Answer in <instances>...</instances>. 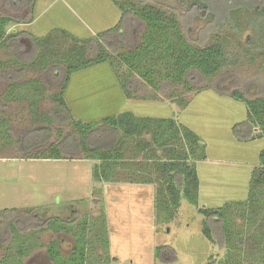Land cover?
<instances>
[{"label":"rangeland","instance_id":"rangeland-1","mask_svg":"<svg viewBox=\"0 0 264 264\" xmlns=\"http://www.w3.org/2000/svg\"><path fill=\"white\" fill-rule=\"evenodd\" d=\"M5 1L0 0V15L15 14L6 6ZM159 1L170 12L179 15L185 35L192 43L204 45L208 42L203 31L207 26L205 20H198L191 14L186 19L187 7L178 0ZM29 6L27 10L18 12V16L21 21H28L33 10L32 21L11 24L8 32L14 29L44 37L55 31L60 39L56 42L58 45L65 42L59 37V30L88 39L115 27L122 15L113 0H36L34 6ZM142 31V25L134 30L133 43L127 47L140 40ZM219 35V39L227 41L229 64L216 77L210 79V83L224 88L230 86L234 80L233 89L244 91L248 97L264 96V83H258L262 78L260 69L247 58L246 34L224 30ZM23 41L26 47L23 49V53L26 52L23 56H27L30 54L28 51L31 49V40L25 37ZM11 55H16L11 49H1L0 61L6 64ZM117 55L114 64L103 62L72 74L65 92V100L71 114L67 110L58 111L54 100V95L60 92L62 86L51 81L43 84L41 89L33 85V82L43 79L42 70L27 68L26 74L19 80L20 88L10 94V84L4 78L0 79V101L3 104V107H0V124L3 121L8 125L11 139L10 144L4 145L3 134L0 132V210L16 207L20 208L16 217H22L28 210H32L47 219L61 214L71 221L76 218L85 219L87 216L88 224H94L101 212L104 198L103 183L95 184L93 189L95 162L87 159L82 151L71 153L76 161L36 159L35 156L47 153L52 142L76 135L73 118L93 122L131 111L138 116L176 118L181 126L201 137L204 149L199 148L200 153L197 152L192 157L197 160L200 207L219 209L232 204L227 213L232 226L238 230L250 228L253 236L254 224L246 223L245 209L235 204L248 199L252 173L259 165L260 152L264 149L262 130L259 132L263 137L251 140H242L235 133V126L248 120L246 103L221 93L215 87L201 89L208 80H201V83L196 84L198 91L184 92L180 97L165 93H159L156 97L155 92L143 84L136 98H127L121 78L128 73V67L120 65ZM24 84L28 87L25 88ZM8 95L10 97H7ZM35 97H39L38 110L33 113L31 102ZM181 99L184 101H179ZM41 114L55 117V122L49 124L43 121ZM43 127L52 130V139L44 148L29 152L27 156L34 158H23L25 155L19 150V140L26 132ZM31 134L33 137L38 135L34 131ZM127 156H133L132 150H127ZM121 172L126 175L125 171ZM115 189L110 191L112 198L114 194H119V190ZM144 189L150 193L151 187L144 186ZM122 191H125V185ZM151 197L148 195L144 200L153 203ZM123 201L126 203L127 199ZM71 209H77L79 214L74 217ZM140 209L138 206L130 207L124 204H117L112 209L116 213V220H113L115 227L112 226L116 229V234L111 240L112 246L116 244L118 254L111 250L110 254L117 256L118 262L115 264H208L227 256L232 258L233 264H252L249 262V258H253L250 255L251 247L239 246L238 252L229 253L221 245L218 229L215 230L217 241L210 242L202 230L204 216L198 212L195 205L187 201L182 202L173 220L160 224L155 222L157 233L152 231L148 224H143L147 221V216H152V212L146 211L143 220L142 216L137 214ZM95 233L96 227L90 238L89 262H92L89 264H108L109 257L100 256L102 250L94 237ZM25 234L31 235L29 232ZM33 237L41 244H46L53 238L72 242L70 235L51 231L31 236ZM155 245H167L171 249L168 247L165 256L158 258L154 252ZM63 251L68 255L71 247L65 245ZM35 252L31 258L34 262L42 263L43 250L36 249ZM7 253L6 247L0 248V264H15L11 259L13 255L9 258ZM243 255L249 257L243 259Z\"/></svg>","mask_w":264,"mask_h":264},{"label":"trees","instance_id":"trees-1","mask_svg":"<svg viewBox=\"0 0 264 264\" xmlns=\"http://www.w3.org/2000/svg\"><path fill=\"white\" fill-rule=\"evenodd\" d=\"M178 1L187 7L186 19L191 14L207 22L203 29L208 40L206 44L192 43L185 35L179 15L170 12L159 0H113L122 13L115 27L88 39L59 30V37L65 41L59 45L56 42L60 39L55 31L44 37L24 31L8 32L11 24L32 21L33 10L28 21H21L18 12L27 10L30 4L34 6L36 0H6V6L15 14L0 15V50L11 49L16 55H11L6 64L0 61V79L4 78L10 84V94L20 88L19 80L26 74L27 68L42 70L43 79L33 82V85L41 89L43 84L51 81L62 86L60 92L54 95V100L58 111L70 112L65 92L72 74L103 62L114 64L115 55L118 54L120 65L128 67V73L121 78L127 98H136L143 84L150 87L156 97L159 93L180 97L184 92L198 91L196 84L208 80L201 89L215 87L221 93L246 103L248 120L235 126L236 135L242 140L263 137L259 131L262 130L264 135V96L248 97L244 91L233 89L234 80L224 88L215 86L209 80L229 64L227 41L219 39V33L229 30L240 35L246 34L247 58L260 69L262 78L258 83H264V0ZM141 25L143 31L140 40L127 47L133 43L134 30ZM25 37L30 38L32 44L28 57L23 56L26 47L21 39ZM24 86L28 87L26 84ZM181 89H184L183 92ZM38 99L35 97L31 102L33 113L38 110ZM0 107H3L1 101ZM41 118L49 124L55 122V117L50 118L46 114H41ZM73 125L76 135L52 142L47 153H40L35 158L68 159L72 152L82 151L87 159L95 162L93 179L97 183L155 185L157 224L173 220L182 202L187 201L204 216L202 230L210 242L217 241L215 230L218 229L221 245L229 253L238 252L239 246L251 247L250 255L253 258H249V262L264 264V149L260 152L259 165L252 173L248 199L235 203L245 209L246 223L255 226L254 235L251 236L250 228L238 230L232 226L227 214L232 204L219 209L200 207L197 160L192 157L200 153L199 148H203L201 137L181 126L176 118L138 116L129 111L93 122L73 118ZM0 127L4 145L10 144L8 125L2 121ZM32 131L38 135L33 137ZM28 132L18 145L21 152L25 153L24 158H34L27 155L34 148L46 145L53 137L52 130L43 127ZM127 150H132V157L127 156ZM121 171H125L126 175ZM105 216L103 210V248L108 249V237L103 236L106 233ZM168 247L158 246L156 257L165 256ZM208 264L233 262L227 256Z\"/></svg>","mask_w":264,"mask_h":264},{"label":"flooded vegetation","instance_id":"flooded-vegetation-1","mask_svg":"<svg viewBox=\"0 0 264 264\" xmlns=\"http://www.w3.org/2000/svg\"><path fill=\"white\" fill-rule=\"evenodd\" d=\"M12 30L15 31L14 29ZM23 39L24 38L21 39L22 43L24 42ZM38 148L41 149L44 148V146L36 147L34 150ZM72 156V154L69 155V157ZM22 157L24 158V156ZM19 209L20 208L15 207L0 210V248L6 247L8 249L7 254L9 258L13 255L11 259H13L15 264H33L34 260L31 258V255L34 253L36 254V249L43 250L44 259L42 263L41 261H35L34 264H89L92 262V260L89 262L91 253V246L89 244L91 243L90 238L94 227H96V233L94 234V237L98 242L97 244L100 245L99 248L102 250V254L100 256H108V264H114L118 259L116 256L114 257L110 254L109 229L106 216V233L103 234V236L106 235V237H108L109 245L108 249L105 247L103 248V241L105 239H102V233L104 232L102 220V213L104 210L103 206L101 207V212H99L98 216L96 217V222L90 225L88 224L87 216L85 219L76 218L74 221H71L61 214H58L53 218L47 219L44 217V215H41L38 212H33L32 210H28L29 212L26 211V213H28H25L26 215H22V217H16V212ZM71 211L74 217L79 214L77 209H71ZM47 231L70 235L72 237V242L66 241L63 238H53L52 240L46 242V244H41V242H38L36 237L31 238V236H34L35 234L41 232L46 233ZM28 232L31 233L30 236L25 234ZM65 245L71 247V251L68 253V255H65L63 251ZM78 245L80 246L77 247ZM83 249L84 251H82ZM37 255L39 256V253Z\"/></svg>","mask_w":264,"mask_h":264},{"label":"crops","instance_id":"crops-1","mask_svg":"<svg viewBox=\"0 0 264 264\" xmlns=\"http://www.w3.org/2000/svg\"><path fill=\"white\" fill-rule=\"evenodd\" d=\"M52 160H55V159H52ZM67 160H73V161H76L73 159H67ZM103 183V189H104V198H103V207H104V210H105V214H106V217H107V225H108V229H109V240H110V250L111 252H116V254H118V251L116 250L117 246L116 244H114V246H112V236L116 234V229H113L112 226L115 227V224H114V221L113 220H116V217H115V212H113V207L116 206L117 204H124L126 206H130L131 205L134 207V206H138L140 207L141 209L139 210L140 212H138V216H142V219L144 220L145 219V212L146 211H151L152 213V216L151 217H146L147 221H144L143 224L146 225L148 224V226L151 228L152 231L156 232L157 229L156 228V211H155V196H156V186L153 185V184H139V183H127V182H101ZM95 184H97V182L94 181V184H93V188L95 186ZM108 184H111L112 186L108 187L107 185ZM122 185V186H121ZM123 185H125V191L123 192L122 189H123ZM144 186H147V187H151V190H150V193L146 192V190L144 189ZM118 189L119 190V194L116 193V195L114 194L113 198H112V194L110 193V191L112 189ZM108 189H110L108 191ZM115 189V190H116ZM144 193H147L144 194ZM152 196L151 200L153 203H151L150 201L148 200H144V198L147 196ZM127 199V202L125 203L123 200ZM113 223V225H112ZM159 229V228H158ZM158 231V230H157ZM157 233V232H156ZM158 246L155 245V251H156V248ZM154 251V252H155ZM116 255H114L115 257ZM117 258V256H116ZM118 262V259L115 261V263ZM114 263V264H115Z\"/></svg>","mask_w":264,"mask_h":264}]
</instances>
